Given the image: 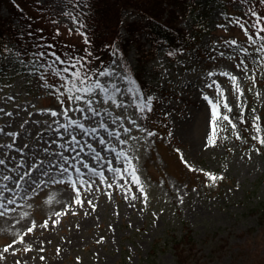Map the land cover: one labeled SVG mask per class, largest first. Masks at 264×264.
I'll return each mask as SVG.
<instances>
[{"label": "rangeland", "instance_id": "374dc122", "mask_svg": "<svg viewBox=\"0 0 264 264\" xmlns=\"http://www.w3.org/2000/svg\"><path fill=\"white\" fill-rule=\"evenodd\" d=\"M0 1V18L21 25L23 13L37 34L25 46L12 42L11 51L0 58V159L5 161L0 165V264H264V151L253 139L264 133V52L260 59L255 52L264 41L252 44L235 23L240 18L247 27L260 19L264 3L226 0V13L211 2L213 30L179 56H169L164 46L154 57L146 31L131 36L125 28L131 22L147 23L149 13L127 1L119 9L115 2L119 37L134 41L120 46L110 37L116 54L100 70L116 74L100 80L121 91L111 93L114 102L99 90L88 97L99 113L92 117L87 104L69 101L62 82L40 67L49 62L47 57L24 54V47L39 42L55 45L62 56L79 48L87 57L83 30L91 23L86 14H95L90 3L84 0L87 7L82 8L76 6L78 0ZM206 1L187 0L188 11L177 6L176 11L185 12L174 19L177 26L191 34L193 16ZM100 29L105 35L115 31ZM254 32L249 29V35ZM233 39L237 45L226 43ZM240 60L247 74L235 67ZM87 62L95 77L97 64ZM131 69L154 97L151 111L142 113L135 103ZM225 71L239 77L242 95L220 75ZM217 88L223 89L231 109L220 111L236 128L219 120L217 142L211 145L208 101L219 99ZM70 119L88 131L69 125ZM101 122L107 127L99 128ZM93 127L97 133L90 131ZM127 160L137 169L140 185L132 181L131 170L124 171ZM207 172L224 178L213 183ZM69 177L81 203L74 202L77 192ZM184 233L194 241L180 243L186 247L180 256L173 246ZM185 254L190 256L185 259Z\"/></svg>", "mask_w": 264, "mask_h": 264}, {"label": "trees", "instance_id": "16d2710c", "mask_svg": "<svg viewBox=\"0 0 264 264\" xmlns=\"http://www.w3.org/2000/svg\"><path fill=\"white\" fill-rule=\"evenodd\" d=\"M125 1L129 2V4L134 5L138 9L143 10L144 13H149L148 22L145 24L139 25L137 22L127 23L125 25L126 30L129 32L131 36L138 33L139 31H146V39L150 44V53L154 56L160 46L165 43L170 47V50L174 52L175 55H181L182 51H186L191 46L196 45L203 34L210 32L211 30V21L210 18L213 14L212 8L210 9L207 5L211 2L214 3L217 7H221L228 13V2L226 0H207L202 4V10L200 13L195 14L193 17L195 19L194 24L192 25L191 34L188 33L182 27H178L176 24V18L182 14L184 11H176L177 6H181L185 11H188V2L187 0H166L169 5H172V8L165 7L162 4L161 0H86L87 4L90 3L91 9L95 12L93 16L91 14H86V19L89 20L87 28L83 30V35L85 37V48L87 49V57L88 60L91 61V64H97L100 69L108 65V63L113 58V42H118L119 45L123 46L129 44L134 41L133 38H126L125 40H121L118 34L119 24L121 23L120 12L116 10L114 12L115 2L119 3V9H122L125 4ZM229 1V0H228ZM2 2V1H0ZM1 4V3H0ZM117 6V5H116ZM118 8V6H117ZM262 11V10H260ZM167 16L164 17V14ZM185 13V12H184ZM22 14V18L24 21L21 25H15L10 21V19H2L0 18V45H7L8 48H11V43L15 42L20 46H25L27 42H31L35 40L36 37V29L31 25V20L25 18L24 14ZM175 19V21H174ZM139 25V26H138ZM104 28H114L115 31L110 30L109 35H105L102 29ZM31 33V36L29 35ZM264 33H262L263 35ZM110 37H113L110 40ZM261 40H257L256 42H260ZM31 44V43H30ZM250 44V43H248ZM253 44V43H252ZM256 44V43H255ZM260 45L258 46V48ZM30 48V49H29ZM27 49H29L27 51ZM35 50L38 52L34 46L24 47V54L31 57L36 55ZM58 55L61 56L62 59L72 56H81L83 57V53L78 49L69 50V55L60 54L57 49H54ZM48 53H51L49 50H41ZM10 52V51H9ZM9 52L0 51V58L2 56L7 55ZM258 59L262 57L263 52H257ZM48 61L50 62L52 57L50 55L47 56ZM87 60V61H88ZM87 64H89L87 62ZM88 65H85V69H87ZM62 67V66H61ZM129 71V76L132 82L135 83V103H137L139 109L140 106L144 105L147 101V97L152 95L149 94V90L145 85V80L139 76V74H133ZM135 77V78H134ZM154 104V97L151 100L149 106ZM140 111L142 113L145 112ZM148 110V109H147ZM264 136V133L261 134ZM258 143V141L256 140ZM259 144V143H258ZM259 147L264 151V145H260ZM189 241L193 242L194 239L188 233H184L180 240L176 241L174 244V248L179 249L177 254L180 256L184 252L185 246H180V243L189 245ZM155 253V251H154ZM184 258H188L190 254L183 255ZM179 263H182L181 260Z\"/></svg>", "mask_w": 264, "mask_h": 264}, {"label": "snow or ice", "instance_id": "6c2138e0", "mask_svg": "<svg viewBox=\"0 0 264 264\" xmlns=\"http://www.w3.org/2000/svg\"><path fill=\"white\" fill-rule=\"evenodd\" d=\"M260 3H264V0H259ZM77 7H82V8H86L87 5L84 4V0H78V3L76 5ZM251 15L253 17L257 16V13L252 11L251 9L248 10ZM68 14V13H66ZM70 15V14H69ZM73 19V21L75 23L79 24V20L77 16H72L71 17ZM235 23L244 31L245 35L247 36V39L255 44L256 39L258 38L261 41H264V35H261L262 33H264V16L260 17V19L255 20L254 22H252L251 24H248V26L246 27V21H241L240 18H237ZM82 26V25H81ZM255 29V32L251 35H249V29ZM79 30V29H77ZM41 32L43 31L42 29L40 30ZM57 34H59V31L57 30ZM29 35L31 36V33H29ZM40 40H43V37L40 38ZM87 42V41H86ZM226 43L230 44V45H237V41L235 39L230 40V41H226ZM35 47H37L38 49L41 47L44 48H51L53 49V51H51V53L45 52V51H38L37 52V60H39L40 58H46L48 55H50L52 57L51 61L46 63V64H40L41 68H44L46 73H50L53 77L57 78L58 80H60L61 83V87L65 90V92L67 93V99L69 101H83L85 104H87L89 107L87 108V112L91 113L92 117H95L97 115H99V113L96 111V109H94L93 107H91L92 103H93V99L92 98H88V97H93L95 96V94L97 93V90H99V94L102 97H107L109 100H113V102L115 101V97L111 94L113 91L115 93H119L121 91V89L116 85V84H111V88H109V86L105 83H102L100 80V77H109L111 78L113 75H115L116 73L114 71H109L107 69L104 70H100L98 72H96L95 77L92 75V69H85V65L87 64V57H81V56H72V57H68L65 59H62L60 55H58L56 53L55 49V45L52 44H41V43H37V45H35ZM0 51H4V52H9L11 51V49L8 48L7 45H0ZM242 51L247 52V49H242ZM257 52H264V43H261L260 47L256 49ZM116 53H113V55H115ZM19 53H16V56L19 57ZM169 56L174 55V52L170 51L168 53ZM221 56L224 55L223 52L220 53ZM37 61H32V63H36ZM62 66V67H61ZM235 67L237 69H240L241 71H244L245 74H247V65L245 64L244 60H240L239 63H237L235 65ZM37 71H39V69H37ZM209 75H215V73H209ZM220 75L222 76H226L229 78V80L232 82V86L234 88V90L237 92L238 95H242V90L240 88V84H239V77L237 75L232 74L231 72H222L220 73ZM41 80L45 79V76H41L40 77ZM121 79H127V77H121ZM251 79H255V77H251ZM215 84V81L213 82V84H209L207 85L208 87H213V85ZM59 91V89H58ZM65 92H61L60 95H64ZM217 93H218V97L219 99L213 101L211 99H209V104H211L212 106V125H213V132H212V136L209 137V144L211 145H215L216 141V132H217V128H218V121L219 120H223V121H227L231 127L233 129L236 128V124L232 123L230 117L228 115L222 114L220 109L221 107H223L225 110L227 111H231V109L229 108L228 102H227V98L224 96V91L221 88H217ZM153 99V97L148 96L147 97V101L144 105L140 106V111H144L145 108H147L149 111H151V108L149 106L151 100ZM205 99H208V97H205ZM118 107L121 105H117ZM76 110H78L81 113L85 112L84 108H77ZM0 111H2V109H0ZM57 113L53 112L52 115H56ZM64 115H67V110L63 113ZM8 115H11V113H8ZM85 119H89L88 116H85ZM255 119L259 120V117H256ZM69 125H77L80 129L84 130V131H88L84 128V124L79 123L77 120H73L70 119L69 120ZM99 128H106L107 126L104 123H99L98 125ZM2 131V130H0ZM90 131L92 133H97L98 129L96 127H93L90 129ZM256 131L257 133L261 132V128L259 126L256 127ZM110 135H112L113 133H109ZM149 135H151V133H149ZM239 135H237V139H239ZM72 141H76V136L73 135L71 137ZM253 139H256L258 141V143L260 145H264V136L261 135H257L256 137H253ZM78 143V141H76ZM125 141H121V143H124ZM99 143L100 144H104L105 140L103 137H101L99 139ZM89 147H91L89 145ZM83 149H81L82 151ZM121 156H127L126 153L121 152L120 153ZM5 163L4 159H0V165H3ZM127 167L124 169L125 172H128L129 170H131V178L132 181L137 184L140 185V178L137 175V169L135 168V166L132 164L131 160H127ZM187 163V162H186ZM84 167H88L87 164L84 165ZM63 171H67V169H62ZM77 172H79V169H76ZM93 172H95V169H92ZM112 171L114 172H118L120 171L119 169L113 168ZM25 176L28 175V173L24 174ZM45 175H47V173H45ZM205 175H207L209 177V179L215 183L218 179L222 180L224 177L223 176H218L216 174L207 172L205 173ZM24 177L21 176L19 179H23ZM3 179L5 180H10L12 179V177L10 176H4ZM61 183H63V181H59ZM68 183L71 184L72 189L74 191L77 192V196L75 199V203H81V200L79 199V189L76 188V184L75 182H73L71 180V177H69ZM140 191L143 192V188H140ZM0 195H2V193H0ZM8 204H12L14 203V201L12 200H8L7 201ZM4 204L0 203V208H3ZM0 215H3V212H0ZM46 226V224H45ZM29 232L32 231L31 228L28 229ZM9 247H11V245H9ZM5 252L8 251V248L4 249Z\"/></svg>", "mask_w": 264, "mask_h": 264}]
</instances>
